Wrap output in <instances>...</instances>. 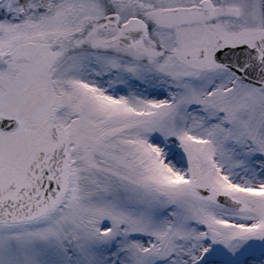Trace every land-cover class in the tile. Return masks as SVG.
I'll return each instance as SVG.
<instances>
[{
  "label": "snow or ice",
  "instance_id": "6c2138e0",
  "mask_svg": "<svg viewBox=\"0 0 264 264\" xmlns=\"http://www.w3.org/2000/svg\"><path fill=\"white\" fill-rule=\"evenodd\" d=\"M0 264H264V0H0Z\"/></svg>",
  "mask_w": 264,
  "mask_h": 264
}]
</instances>
